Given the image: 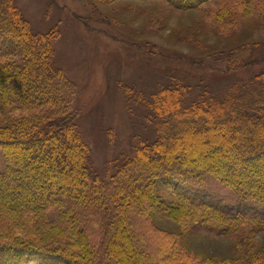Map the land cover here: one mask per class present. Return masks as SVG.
<instances>
[{
	"label": "trees",
	"instance_id": "trees-1",
	"mask_svg": "<svg viewBox=\"0 0 264 264\" xmlns=\"http://www.w3.org/2000/svg\"><path fill=\"white\" fill-rule=\"evenodd\" d=\"M97 1L110 4L116 0ZM164 1L177 10H196L214 0ZM251 2H235L226 15H235V10L244 14ZM12 5V0H0V150L4 162L0 264H30L31 260L34 264H264V248L257 249L253 240L255 234L264 232V186L252 183L264 176V142H235L232 133L213 140L221 144L224 138L232 144L226 155L176 158L163 151L153 158L148 150L160 152L162 144H147L141 138L131 156L115 158L114 173L106 181L101 179L79 132V113L73 110L75 85L56 66L55 33L48 30L33 41L31 27ZM255 10L254 15L262 12L264 18V6ZM251 64H231L226 72ZM168 82L174 88L148 94L149 100L143 98L144 92L124 90L144 118H154L151 132L141 125L149 138L160 140L165 125L158 119L180 108L177 82L171 77ZM224 89L221 95L200 89L189 111L177 116L198 117L204 106L221 114L235 97L241 107V100L251 95L259 114L242 112L236 126L239 131L252 128L254 135L264 137V71L246 83L232 78ZM188 132L186 128L184 133ZM17 142L26 150L17 147ZM183 143L182 137L176 138V146ZM224 161L228 168L222 167ZM239 163L245 169L234 170ZM246 174L252 182L244 178ZM207 178L232 190L240 203L233 206L214 196H198L199 184ZM50 214L54 218H48ZM158 217L175 221L186 233L159 229L154 221ZM196 227L214 235L243 233L244 242L238 243L232 259L198 255L182 239Z\"/></svg>",
	"mask_w": 264,
	"mask_h": 264
},
{
	"label": "rangeland",
	"instance_id": "rangeland-1",
	"mask_svg": "<svg viewBox=\"0 0 264 264\" xmlns=\"http://www.w3.org/2000/svg\"><path fill=\"white\" fill-rule=\"evenodd\" d=\"M12 1L21 20L31 27L33 41L37 34H46L48 30L55 33L52 44L56 66L75 85L73 110L79 113V132L101 179L106 181L114 173L115 158L131 156L132 147L141 138L147 144L152 141L162 144L160 152L148 150L147 155L153 158H158L163 151L173 153L176 158L190 155L213 159L216 154L226 155L232 144L226 143L228 140L224 138L221 144H214L213 140L218 136H232V133L236 135L235 142L241 139L252 144L264 142V137L254 135L252 128L239 131L236 126L242 112L259 114L250 101L251 95L241 100V107L235 97L221 114L204 106L200 107L198 117L177 116L189 111L200 89L221 95L232 78L246 83L264 71V18L262 12L254 15L256 8L264 6V0H252L248 11L243 14L235 10V15L231 16L225 11L233 10L235 2L241 0H214L196 10H177L164 0H116L110 4L97 0ZM224 2L226 7H223ZM35 59H40L36 47ZM252 61L245 69L226 72L231 64ZM169 77L177 82L181 93L180 108L178 113L162 114L158 119L165 125L160 140L155 136L149 138L141 125H146L151 132L154 118H144L128 101L124 90L144 92L143 98L149 100L148 94H156L161 88H174L168 82ZM186 128L189 132L185 134ZM56 133L55 138L60 140V133ZM181 137L185 143L176 146V138ZM16 146L26 150L19 142ZM223 163L222 167L228 168L227 162ZM200 164L203 163H194ZM237 165L234 170L246 167ZM3 171L0 150V173ZM246 177L253 181L249 175ZM252 183L264 186V176ZM199 185L198 196L202 198L214 196L226 204L235 203L233 206L240 203L232 190L212 178ZM162 186L169 189L165 184ZM48 218L54 216L50 214ZM154 221L166 232L186 233L169 218L158 217ZM242 234L214 235L196 227L182 239L184 245L198 255L226 260L235 258L236 246L244 242ZM253 238L257 249H263L264 232ZM30 264L34 262L31 260Z\"/></svg>",
	"mask_w": 264,
	"mask_h": 264
},
{
	"label": "bare ground",
	"instance_id": "bare-ground-1",
	"mask_svg": "<svg viewBox=\"0 0 264 264\" xmlns=\"http://www.w3.org/2000/svg\"><path fill=\"white\" fill-rule=\"evenodd\" d=\"M264 147V146H263ZM264 150V149H263Z\"/></svg>",
	"mask_w": 264,
	"mask_h": 264
}]
</instances>
